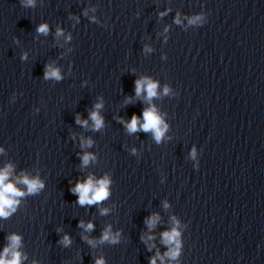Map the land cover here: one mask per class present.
<instances>
[{"label": "water", "instance_id": "water-1", "mask_svg": "<svg viewBox=\"0 0 264 264\" xmlns=\"http://www.w3.org/2000/svg\"><path fill=\"white\" fill-rule=\"evenodd\" d=\"M27 3L0 0V167L11 164L13 177L39 176L45 188L0 219V250L15 233L26 257L21 264H92V256L148 264L167 250L161 233L175 215L187 225L181 264H264V0ZM43 23L47 35L35 30ZM57 28L70 42L56 36ZM145 45L150 53L141 51ZM45 62L60 69L61 81L42 79ZM141 76L159 85L150 103L169 125L159 144L151 132L130 134L118 122L148 106L143 93L133 96ZM128 96L132 103L125 104ZM98 100L104 126L75 124L74 114L88 119ZM89 138L92 145L81 149L80 139ZM78 152L95 160L81 168ZM89 174L109 175L111 195L81 207L68 182ZM101 207L109 214L100 215ZM151 213L160 219L149 230L143 219ZM78 221H91L93 230L84 232ZM108 224L121 230V243L92 247L81 240H95ZM63 233L71 237L67 247L57 243ZM140 234L155 236L152 253Z\"/></svg>", "mask_w": 264, "mask_h": 264}, {"label": "clouds", "instance_id": "clouds-1", "mask_svg": "<svg viewBox=\"0 0 264 264\" xmlns=\"http://www.w3.org/2000/svg\"><path fill=\"white\" fill-rule=\"evenodd\" d=\"M34 0H28L26 6H33ZM25 6V5H22ZM83 15H87L82 11ZM197 21L202 25L206 22V14L201 13L197 16ZM95 23V19L92 21ZM179 23L177 19L175 21ZM193 21H189L192 23ZM36 32L38 34L47 35L50 31V27L47 23L39 24L36 26ZM167 31V28L165 29ZM56 36L65 35L62 28H57L55 30ZM71 36L65 35V41L70 42ZM144 53H150L152 49L148 46H142L141 49ZM62 57V56H61ZM163 59H166V56L163 54ZM22 60L27 59V55L24 54L21 56ZM42 79L44 80H55L57 82L63 79V75L58 67H53L48 62H45L42 69ZM87 82H82V87L86 86ZM158 82L153 80L150 76H141L140 78H135L133 80V96L141 97L143 93V102H148L146 108L141 109V113L138 116L135 113L129 117L128 120L124 121L119 119L118 122L122 123L123 127L128 133H136L142 131L145 133L151 132L153 140L159 144L162 139L165 138V133L168 130L169 125L165 122L163 115L157 110L156 106L150 101L156 97L158 93ZM171 91L168 85H164L162 88L163 94L167 95ZM177 95V93H174ZM132 103V96L125 98V104ZM103 107L102 100L92 104L91 110L88 112V119H82L81 114L76 112L74 114V123L80 126H87L88 120L92 121V130L98 131L104 126V120L100 114V109ZM33 111L38 112L39 108H34ZM70 139L75 143L77 137L73 134H70ZM93 141L89 139H80V148L83 149L85 146L90 147ZM0 151H3L0 148ZM132 155H135L136 149L132 148L130 150ZM77 157L80 161L81 168L86 167L90 161L95 160V156L91 153H77ZM198 153L196 148L193 146L189 150L188 158L193 160V168H198ZM163 183V179H161ZM68 191L76 197L75 203L78 206L85 205H99L101 202L107 200L111 195V184L112 179L109 175L104 174L103 176L97 178L94 174H89L84 177L77 176L75 181L70 180ZM19 185H23L21 188ZM45 188V182L39 176L29 177L26 173H21L18 177H13V166L11 164H5L3 167H0V219H7L9 216L14 214L19 203L20 198L25 196H35L39 195L41 191ZM164 208L170 207L169 202L165 201L163 203ZM110 209L106 207H101L99 209L100 215L109 214ZM160 219L159 215L156 213H151L144 217L143 224L147 229L152 230L157 221ZM172 223L171 226L161 233V243L166 246V251L161 255L157 250L153 255L148 257V264H157V260H160L161 264H164L165 258L174 264H181L180 256L183 247L182 234L187 227V225L181 222L175 215L170 217ZM77 227L82 228L84 232H91L94 228V224L89 221L84 223L83 221H78ZM57 233L59 234L62 230L57 227ZM122 232L120 229L113 230L112 225L108 224L102 230L100 236L95 240L90 236L81 235V240L86 242L92 247H95L96 243H107L108 245H116L122 241ZM5 239L8 243L0 250V264H21V261L26 259L25 256L17 250L21 243V236L15 233L8 234ZM139 240L145 245V250L149 253L153 252V249L156 248L154 243V235H145L140 234ZM57 243L63 247H67L71 244V237L68 233H63L59 235ZM70 264V262H66ZM92 264H107V261L104 257H93Z\"/></svg>", "mask_w": 264, "mask_h": 264}]
</instances>
